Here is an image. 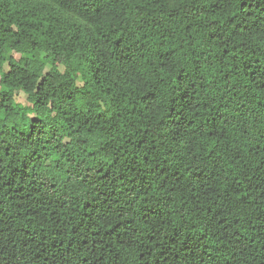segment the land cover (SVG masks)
I'll list each match as a JSON object with an SVG mask.
<instances>
[{
	"label": "trees",
	"instance_id": "trees-1",
	"mask_svg": "<svg viewBox=\"0 0 264 264\" xmlns=\"http://www.w3.org/2000/svg\"><path fill=\"white\" fill-rule=\"evenodd\" d=\"M0 264H264V0H0Z\"/></svg>",
	"mask_w": 264,
	"mask_h": 264
},
{
	"label": "rangeland",
	"instance_id": "rangeland-1",
	"mask_svg": "<svg viewBox=\"0 0 264 264\" xmlns=\"http://www.w3.org/2000/svg\"><path fill=\"white\" fill-rule=\"evenodd\" d=\"M15 57H16V58H18V56H17V55H16Z\"/></svg>",
	"mask_w": 264,
	"mask_h": 264
}]
</instances>
